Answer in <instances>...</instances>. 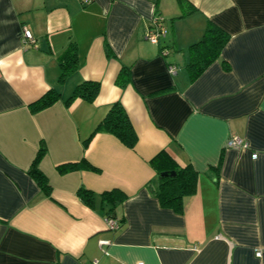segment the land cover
<instances>
[{
  "label": "crops",
  "instance_id": "obj_1",
  "mask_svg": "<svg viewBox=\"0 0 264 264\" xmlns=\"http://www.w3.org/2000/svg\"><path fill=\"white\" fill-rule=\"evenodd\" d=\"M187 1L192 11L178 17L177 0H0V264H264V0ZM155 15L167 30L158 44L145 38ZM208 21L229 40L191 81L187 49ZM70 43L78 64L59 83L57 58ZM121 67L129 79L120 88ZM84 80L99 82L94 100L66 106ZM51 87L60 99L32 113L29 103ZM117 100L135 146L97 132L84 148ZM232 134L248 146L227 147ZM41 142L51 197L27 172ZM162 149L197 171L182 212L151 191L148 162ZM83 157L100 171L54 168ZM80 186L126 194L114 212L119 228L81 203Z\"/></svg>",
  "mask_w": 264,
  "mask_h": 264
},
{
  "label": "trees",
  "instance_id": "obj_2",
  "mask_svg": "<svg viewBox=\"0 0 264 264\" xmlns=\"http://www.w3.org/2000/svg\"><path fill=\"white\" fill-rule=\"evenodd\" d=\"M177 5L181 7V14L183 16L192 11L187 0H177ZM159 16V15H156ZM160 18V16L158 17ZM163 23V19L161 18ZM164 25V24H163ZM165 26V25H164ZM202 36L196 42L188 46V60L184 65L188 71L189 79L192 81L199 76L207 66L213 61L217 60L220 51L229 40V34L216 24L208 21L204 27ZM163 49V48H161ZM160 49V50H161ZM107 54L110 49L106 46ZM75 52V46L70 43L68 47L59 55V83L63 81L66 76L76 69L78 58ZM129 79V70L121 67L115 83L121 87L127 84ZM99 82L92 80H84L75 85L72 92L64 99V103L68 106L76 98H81L87 102H92L99 92ZM59 91L56 88H49L46 92L40 95L38 99L29 103L28 108L32 113L38 112L45 107H49L54 102L60 99ZM123 105L120 101L110 103L109 108L99 121V123L92 129L90 135L82 142L84 148L87 147L92 136L97 132H108L110 135L117 137L121 143L129 148H133L137 142V134L132 128V123L127 116ZM39 148L33 156L30 166L27 168L29 175L36 181L37 185L42 190V193L47 197H51V187L44 173L38 169L39 161L46 153V146L43 142L39 143ZM155 170L157 176V186L151 189L159 204L162 207L172 209L175 212H182L184 198L193 195L196 191L197 171L191 164L181 165L166 149L157 151V153L148 162ZM59 174H65L75 170H91L99 172L100 169L93 166L85 157L79 161L65 162L56 165ZM166 171L168 174L161 175V172ZM172 174H169L170 172ZM161 175V176H160ZM149 188L150 182H149ZM79 199L86 206L96 209H101L105 217H114L116 208L125 200L126 194L118 188L107 189L100 193H95L90 189L80 186L76 190Z\"/></svg>",
  "mask_w": 264,
  "mask_h": 264
},
{
  "label": "built area",
  "instance_id": "obj_3",
  "mask_svg": "<svg viewBox=\"0 0 264 264\" xmlns=\"http://www.w3.org/2000/svg\"><path fill=\"white\" fill-rule=\"evenodd\" d=\"M159 16H153L151 17V21H150V24L148 26V28L145 30L146 31V35H145V38L147 40L150 41V43H153V44H158L160 41L161 38H164L166 36V33H167V30H166V27L163 25V23L161 22V18H158ZM31 32L26 29V28H23V31H22V34L21 36H23V41L25 43H34V38L33 36H31ZM168 51L167 49L163 48L160 50V53L161 55L165 56L167 55ZM168 66V70L171 74H175L176 71H177V67L175 66V64L173 63H170ZM225 145L227 147H231V148H236V149H243V148H246L248 146V142L235 135V134H232V136L230 135L225 143ZM257 156L256 153H253L251 154V157L252 158H255ZM106 220H107V223H108V226L111 228V229H117L119 228L120 226V222L117 221L114 217L110 216V217H106ZM108 241L107 240H100V244H106ZM261 256V251L260 250H255L254 252V257L256 258H259ZM96 261H93L92 263H94ZM137 264H143L142 262H138Z\"/></svg>",
  "mask_w": 264,
  "mask_h": 264
},
{
  "label": "water",
  "instance_id": "obj_4",
  "mask_svg": "<svg viewBox=\"0 0 264 264\" xmlns=\"http://www.w3.org/2000/svg\"><path fill=\"white\" fill-rule=\"evenodd\" d=\"M173 173H174V171L173 172L171 171L169 174H172L173 175ZM165 174H168V172H166V171L161 172V175H165Z\"/></svg>",
  "mask_w": 264,
  "mask_h": 264
}]
</instances>
